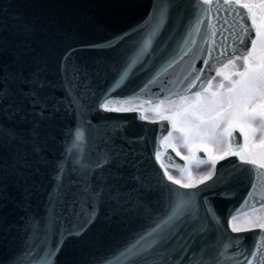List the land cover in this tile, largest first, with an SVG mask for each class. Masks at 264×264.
I'll return each instance as SVG.
<instances>
[{
    "label": "snow or ice",
    "instance_id": "1",
    "mask_svg": "<svg viewBox=\"0 0 264 264\" xmlns=\"http://www.w3.org/2000/svg\"><path fill=\"white\" fill-rule=\"evenodd\" d=\"M169 3L170 0H164L157 6L152 17L153 27L145 33L146 38L155 37L162 27L168 17ZM192 5V15L185 25L186 35L147 83L159 79V71L166 74L183 59L187 54L186 46L191 43L188 37L199 31L215 5L216 14L207 22L208 35L203 40L207 46L201 47L196 56L201 62L200 67L191 66L188 75L179 81L184 85L183 91H173L169 86L174 82L165 79L161 84L168 92L157 90L154 94L159 103L153 111L160 120L169 121L172 128V132L162 135L160 145L170 147L182 161H196L201 165L206 161L198 158L196 153L207 154L211 169L198 180L189 167L174 163L171 153L162 157L154 141L151 158L154 166L158 163L154 185L145 180L140 171L141 161L135 149L126 150L116 145L112 133L94 139L91 122L87 119L93 108L97 112L117 113L135 109L125 107L127 101L112 97L110 91L101 94L94 105H89L85 99L91 94L87 71L77 66L69 67L68 54L61 57L59 64L60 87L64 92L60 98L53 99L51 93L44 91L55 87L46 78V66L0 71V106L19 95L27 101L30 111L8 104L9 113L13 116L24 113V119L29 115L36 118L29 132L32 151L36 155L41 156L43 152L37 131L41 122L60 111L72 114L78 121L65 136L61 158L55 162L53 190L48 195L52 214L46 220L32 218L27 229L28 246L11 257L9 264H55V256L63 246L61 238L83 234L95 221L101 206L109 202L117 207L143 208L148 220L121 245L107 254L93 256L92 264H264V239L249 248L244 237L224 235L222 218L205 195L244 179L254 189L253 178L264 177V173L256 172L257 168L264 169V0H192ZM221 10L223 14H220ZM30 30L31 26L25 25V31ZM236 61H242L243 70L226 73L225 69L237 68ZM135 62L133 59L126 62L119 78H124ZM216 64H222V67H216ZM216 77L222 79L214 87ZM172 95L179 102L171 99ZM165 100L169 107L161 110ZM113 104L119 106L113 107ZM141 119L146 117L141 116ZM235 130L242 135L243 143H233ZM173 132L178 135L173 136ZM0 138L17 139V133L0 126ZM172 140L187 149L188 155H182L176 144L169 143ZM229 157L238 160L231 161V168L225 171ZM42 159L46 160V157ZM169 166L186 174V179H177L169 172ZM125 167L133 170L132 175L125 177L114 171ZM121 180L133 183L130 192H125ZM156 187L160 189L159 198L149 208L144 198ZM220 194L228 195L223 191ZM248 195L251 196V192ZM133 196L136 197L134 202ZM247 203L245 200L244 204ZM257 203L264 208V202ZM238 211L233 209L228 214L231 233L264 230V218L249 220L250 228L237 226L235 213ZM217 234L221 240L219 244ZM254 234L264 236V231ZM52 236H56L54 245L49 243ZM197 241H200L198 246Z\"/></svg>",
    "mask_w": 264,
    "mask_h": 264
},
{
    "label": "water",
    "instance_id": "2",
    "mask_svg": "<svg viewBox=\"0 0 264 264\" xmlns=\"http://www.w3.org/2000/svg\"><path fill=\"white\" fill-rule=\"evenodd\" d=\"M162 2L164 0H0V71L46 66V78L55 87L44 91L51 93L53 99L60 98L64 92L60 87L59 64L61 57L68 54L69 67L77 66L87 71L91 94L85 99L89 105H94L101 94L109 91L117 99H143L158 103L154 95L157 90L168 92L162 87L163 80L174 82L169 86L173 91H183L184 85L179 81L188 75L191 66L200 67L201 62L196 56L201 47L207 46L203 44L208 35L207 22L216 14L213 5L212 14L205 17L199 31L188 37L191 43L186 46L187 54L183 59L166 74L159 71V79H153L149 84L150 78L177 48L181 37L186 35L185 25L193 11L192 0H170L168 17L162 27L155 37L146 38L145 33L153 27L154 12ZM25 25L31 26L30 32L25 31ZM130 59L135 60V64L124 78H119L122 67ZM215 66L222 67V64ZM11 87L15 88V85ZM175 98V95L171 96V99ZM8 104L30 111L27 101L19 95L0 106V126L14 129L17 133V139L0 138V264H9L11 257L27 248V229L32 218L46 220L51 216L48 195L53 190L55 162L61 158L65 136L78 122L72 114L64 111L54 113L49 120L41 122L37 131L43 152L38 156L32 151V137L29 135L36 118L29 115L24 119V113L13 116L7 110ZM141 116L138 111L97 112L93 108L87 119L91 122L94 139L112 133L116 145L126 150L135 149L141 161L140 171L145 180L155 185L158 163L154 166L151 158L153 142L161 151L160 139L170 132V124L163 120L153 123L141 119ZM234 136L236 143H243L238 130ZM73 143L78 144L74 140ZM165 153H171L174 163L185 167L186 162L176 157L171 149ZM234 160L238 158L229 157L223 170L230 169ZM114 171L125 177L133 172L128 167ZM256 172L264 173V169L257 168ZM252 182L254 189L244 179L226 188H217L215 193L205 194L222 218L221 225L224 227L221 232L232 237H244V243L249 248L253 243L259 245L264 239V236L254 234L262 230L231 233L228 214L233 209H239L235 213L238 216L260 207L257 202H264V177L255 176ZM120 183L125 192L134 187L127 180ZM222 191L228 193L227 197L220 194ZM159 192V187H156L144 198L149 208L157 203ZM135 199L133 196V202ZM147 220L143 208H131L130 205L117 207L112 202L102 205L95 221L87 226L83 234L61 238L63 246L55 256V264H92L93 256L107 254L121 245ZM55 240L56 236H52L49 243L54 245ZM199 243L197 241V246ZM219 243L221 240L217 234Z\"/></svg>",
    "mask_w": 264,
    "mask_h": 264
},
{
    "label": "rangeland",
    "instance_id": "3",
    "mask_svg": "<svg viewBox=\"0 0 264 264\" xmlns=\"http://www.w3.org/2000/svg\"><path fill=\"white\" fill-rule=\"evenodd\" d=\"M236 65H237V68L236 69H231L232 70H239V66H242V61H236ZM225 70H228V69H225ZM220 82V79L219 78H216V80H214L213 84H214V87ZM178 101V99H175ZM127 101L126 104H124L125 107H131V108H134L135 110H138L140 112L143 113L144 117H146L147 119H151V120H160V117L158 115H156V113L153 111V109L155 108V105L157 103H151L150 101L148 100H125ZM159 103V102H158ZM111 106H119L117 104H113ZM169 107V104H168V101H165V104L163 106V109L161 110H165V109H168ZM165 114H171L170 112H166ZM170 132H172V128L170 126ZM178 135L177 133H174L173 132V136H176ZM169 143H173V144H176V147L179 148V150L181 151V153L183 155H188V151L187 149L183 150L177 143L175 140H172L170 141ZM167 146V145H166ZM258 151V150H257ZM161 155H162V152H161ZM187 163V162H186ZM185 167H189L191 172H192V175L195 179H200L201 177L207 175V171L210 170L211 168L209 167V164H197L195 161H191L189 162L188 161V164H186ZM169 172L176 176L177 179H186V174H181L180 172L178 171H174V170H171L169 169ZM264 215V208H259L257 210H254L253 212H251L250 214L247 215V217H254L255 219H259V217L263 216ZM244 219H248V218H244ZM240 221V219H236L235 223L237 224L238 222ZM249 221H244V225L247 224ZM238 226V225H237Z\"/></svg>",
    "mask_w": 264,
    "mask_h": 264
},
{
    "label": "flooded vegetation",
    "instance_id": "4",
    "mask_svg": "<svg viewBox=\"0 0 264 264\" xmlns=\"http://www.w3.org/2000/svg\"><path fill=\"white\" fill-rule=\"evenodd\" d=\"M239 70H243V68H242V66H239ZM229 71H234V70H232L231 68H229L228 70H225V72L227 73V72H229ZM216 78H219L220 79V81H221V79H222V77H216ZM216 78H215V80H216ZM233 78H235V77H233ZM214 82V81H213ZM219 84V83H218ZM225 84H227V82L225 81ZM176 99H178V98H176ZM175 100V99H174ZM135 111H138V110H135ZM170 126H171V124H170ZM236 131V130H235ZM235 131H233V143H236V138H235V136H234V132ZM239 132V131H238ZM236 135V134H235ZM243 138V137H242ZM179 145V144H178ZM180 146V145H179ZM167 149H171L170 147H167L166 145H164L163 146V151H162V157H163V154H164V152H165V150H167ZM183 155V154H182ZM196 155H197V157L198 158H200V159H203V160H205L206 161V163H204V164H209V167L211 168V164L209 163V162H207V160H208V158H207V154L206 153H203V152H197L196 153ZM187 163L186 164H188V161H186ZM196 162V161H195ZM218 165V164H217ZM169 169H171V170H174V171H177L176 169H174V168H171V167H169ZM259 208H261V207H259ZM259 208H257V209H259ZM257 209H254V210H257ZM253 210V211H254ZM253 211H250V212H246V213H243V214H241V215H239V216H237V219H240V221L237 223V225L239 226V227H243V228H250L251 227V225H250V223L248 222L247 224H245L244 225V221L246 222V221H249V220H256L254 217H247V215L248 214H250L251 212H253ZM244 218H248V219H244ZM259 218H264V215L263 216H261V217H259ZM262 231H264V230H262Z\"/></svg>",
    "mask_w": 264,
    "mask_h": 264
},
{
    "label": "bare ground",
    "instance_id": "5",
    "mask_svg": "<svg viewBox=\"0 0 264 264\" xmlns=\"http://www.w3.org/2000/svg\"><path fill=\"white\" fill-rule=\"evenodd\" d=\"M179 145H180V144H179ZM180 147H181L183 150H185V148H183L182 145H180ZM165 151H166V150H165Z\"/></svg>",
    "mask_w": 264,
    "mask_h": 264
}]
</instances>
